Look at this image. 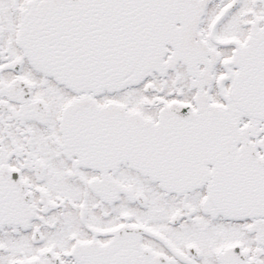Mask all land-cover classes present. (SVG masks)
<instances>
[{
	"label": "snow or ice",
	"instance_id": "6c2138e0",
	"mask_svg": "<svg viewBox=\"0 0 264 264\" xmlns=\"http://www.w3.org/2000/svg\"><path fill=\"white\" fill-rule=\"evenodd\" d=\"M0 264H264V0H0Z\"/></svg>",
	"mask_w": 264,
	"mask_h": 264
}]
</instances>
